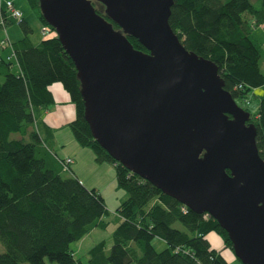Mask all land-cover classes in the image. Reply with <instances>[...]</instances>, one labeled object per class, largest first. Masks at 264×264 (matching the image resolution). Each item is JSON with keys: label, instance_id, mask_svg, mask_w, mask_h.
Segmentation results:
<instances>
[{"label": "trees", "instance_id": "obj_1", "mask_svg": "<svg viewBox=\"0 0 264 264\" xmlns=\"http://www.w3.org/2000/svg\"><path fill=\"white\" fill-rule=\"evenodd\" d=\"M7 1L4 5L0 0V29L10 22ZM27 1L43 26L55 31L42 15L40 0ZM92 2L110 20L105 6ZM169 22L189 51L218 65L224 88L237 103L264 88V43L254 35L264 22V0L260 6L254 0H174ZM19 24L22 38L11 42L6 35L7 45L0 42L3 51L10 45V52L0 53V241L5 247L0 264H47V259L80 264L72 244L108 225L103 194L86 186L72 165L65 169L66 157L53 147L56 130L41 116L55 102L50 86L56 82L64 85L76 106V117L69 123L75 138L94 151L97 162L115 165L118 188L127 192L117 209L120 220L110 250L105 240L98 242L88 252V264H231L207 237L215 231L224 248L233 251L228 232L217 220L194 212L132 173L94 138L75 62L57 32L35 44L32 26L24 17ZM128 38L135 48L148 52L137 38ZM251 122L264 160V93ZM155 237L167 247L156 250Z\"/></svg>", "mask_w": 264, "mask_h": 264}, {"label": "water", "instance_id": "obj_2", "mask_svg": "<svg viewBox=\"0 0 264 264\" xmlns=\"http://www.w3.org/2000/svg\"><path fill=\"white\" fill-rule=\"evenodd\" d=\"M92 1L40 8L75 62L94 138L132 173L217 220L242 264H264V160L251 113L224 88L218 65L182 44L169 22L174 0H95L111 21Z\"/></svg>", "mask_w": 264, "mask_h": 264}, {"label": "rangeland", "instance_id": "obj_3", "mask_svg": "<svg viewBox=\"0 0 264 264\" xmlns=\"http://www.w3.org/2000/svg\"><path fill=\"white\" fill-rule=\"evenodd\" d=\"M6 1L7 0H2V3L5 5ZM14 1L17 8L22 11L23 17L34 30V32L30 36L32 42L35 44L38 43L44 37L41 32L43 23L32 10L27 0ZM254 3L257 6H260L261 0H254ZM7 14L8 20L10 22L6 25L5 29H0V42L3 38H6V35L9 36L11 42L18 40L24 36V33L19 24L20 19L12 16L9 10ZM54 34H56V32L51 31L48 35L53 36ZM254 35L259 39V41L264 43V22H262L260 26L255 28ZM1 51L3 54H7L8 52H10V45H8L4 51L0 46V52ZM261 67L264 71V62H262ZM55 84H57V86H61L62 90H65L64 92H67L62 83L56 82ZM263 93L264 88H256L249 94L247 100H238V103L242 107L249 109V111L254 114L257 112L260 102V96L263 95ZM72 141L75 142L77 146L73 145ZM81 147L85 148L83 150H86V152L88 153H84L82 156H78L77 162H79V164L83 166L80 167V170H76V164H74L73 168L76 170L75 173L85 180L87 186L98 187L97 189L100 190L105 198L106 206L108 209L106 215H104V219L108 221V225L105 229L95 228L83 239L72 244V248L76 252L75 257L80 260V264H88V252L98 242L105 240L108 245V251L110 250L113 244V232L119 225L120 220L119 216L117 215V209L121 202L127 197V192L122 188H118L116 180V169L113 163L109 161H105L102 163L97 162L94 151L90 147H84L80 145L69 125L58 132L55 149L62 155L74 154L77 148ZM63 175L67 176L70 174L68 172H65L63 173ZM207 237L210 240L212 246L216 249H220L222 254L231 264H242V262L236 257L233 251L223 248L224 244L222 243V239L217 233H215V231L210 232ZM153 245L158 251L167 247L166 242L159 237L154 238ZM4 249L5 247L0 241V252L4 251ZM230 252L234 257H231ZM46 263L57 264L56 262H52L50 259H47Z\"/></svg>", "mask_w": 264, "mask_h": 264}, {"label": "crops", "instance_id": "obj_4", "mask_svg": "<svg viewBox=\"0 0 264 264\" xmlns=\"http://www.w3.org/2000/svg\"><path fill=\"white\" fill-rule=\"evenodd\" d=\"M11 1H13L15 4L14 0H11ZM0 53H2V51ZM50 90L52 91L54 95L55 102L51 104L46 110H44L41 116L44 118V120L49 126L53 127L56 130L55 142L53 144L55 152L62 157H72L73 158L74 160L72 164L73 172L86 185L85 180L75 173L76 170H80L81 169L80 167L83 166L79 164V162H77V159H78V156H82L84 153H88L86 152V150H83L85 148L83 147L77 148L76 152H74V154H71V155L70 154L62 155L61 153H59V151L55 149V143H56V139L58 138V132L66 128L69 125V123L72 120H74L76 117V106L71 100L69 93L64 92L65 90H62L61 86H57V84L54 83L50 86ZM72 144L77 146V144H75V142L73 141H72ZM74 164H76V170L73 168ZM94 187L98 188L97 186H94ZM222 243H223V240H222ZM230 255L231 257H234L233 254H231V252H230Z\"/></svg>", "mask_w": 264, "mask_h": 264}, {"label": "built area", "instance_id": "obj_5", "mask_svg": "<svg viewBox=\"0 0 264 264\" xmlns=\"http://www.w3.org/2000/svg\"><path fill=\"white\" fill-rule=\"evenodd\" d=\"M7 8H8V10L11 11L12 16H14L15 18L21 19L23 17L22 11L15 6L13 1H11V0L7 1ZM41 32H42L43 36H47L50 33L49 28L47 26H43ZM1 44L7 45L6 39H3L1 41ZM239 87H242V86L240 85ZM73 161L74 160L72 157H66L65 158V169L66 170H69L70 166L73 164ZM206 214H205L206 217L209 216L208 213H206Z\"/></svg>", "mask_w": 264, "mask_h": 264}, {"label": "bare ground", "instance_id": "obj_6", "mask_svg": "<svg viewBox=\"0 0 264 264\" xmlns=\"http://www.w3.org/2000/svg\"><path fill=\"white\" fill-rule=\"evenodd\" d=\"M2 5V4H1ZM3 6V5H2ZM4 7V6H3ZM6 11V10H5Z\"/></svg>", "mask_w": 264, "mask_h": 264}]
</instances>
